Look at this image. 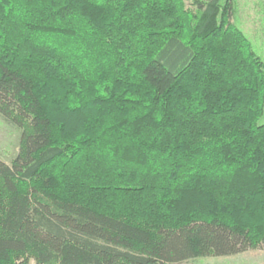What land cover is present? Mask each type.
<instances>
[{"label": "trees", "instance_id": "obj_1", "mask_svg": "<svg viewBox=\"0 0 264 264\" xmlns=\"http://www.w3.org/2000/svg\"><path fill=\"white\" fill-rule=\"evenodd\" d=\"M192 3L0 0V264L264 250V63Z\"/></svg>", "mask_w": 264, "mask_h": 264}, {"label": "rangeland", "instance_id": "obj_2", "mask_svg": "<svg viewBox=\"0 0 264 264\" xmlns=\"http://www.w3.org/2000/svg\"><path fill=\"white\" fill-rule=\"evenodd\" d=\"M192 2L184 0L185 6L194 11ZM232 6L231 21L248 38L264 63V0H232ZM258 122H264V110ZM19 135V128L0 115V160L10 163L18 150ZM30 264L34 261L30 260ZM172 264H264V250H249L224 257H196Z\"/></svg>", "mask_w": 264, "mask_h": 264}]
</instances>
